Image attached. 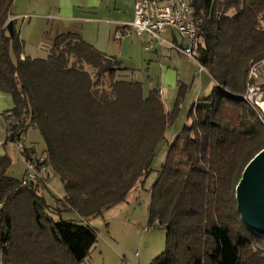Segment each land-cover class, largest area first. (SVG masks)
<instances>
[{
  "label": "trees",
  "instance_id": "obj_1",
  "mask_svg": "<svg viewBox=\"0 0 264 264\" xmlns=\"http://www.w3.org/2000/svg\"><path fill=\"white\" fill-rule=\"evenodd\" d=\"M14 2L0 0V91L15 100V108L3 115L5 145L16 144L30 130L41 132L44 158L31 149L27 156L44 159L59 175L67 195L57 203L67 211L77 206L87 213L126 202L154 172L180 104L166 112L158 89L145 98L132 71L78 34L59 35L46 59L23 58L18 23L10 20ZM190 3L201 41L198 59L218 82L223 69L235 64L227 46L253 53L264 41V0ZM216 44L222 69L214 66ZM263 58L264 53L251 59L244 70V92L250 66ZM243 94L217 86L212 96L195 103L169 146L151 191L150 217L151 226L167 232L168 249L153 264H264V255L255 251L264 238L243 224L236 199L246 166L264 149V126ZM11 166L8 155L0 157V195L6 183H17L0 211L5 264H83L97 244V232L72 221L55 222V210L39 194L43 180L22 188L8 178ZM25 192L30 200L16 207ZM28 220L34 229L25 227ZM198 232L210 243L195 245ZM178 245L189 254L187 262L177 255Z\"/></svg>",
  "mask_w": 264,
  "mask_h": 264
},
{
  "label": "rangeland",
  "instance_id": "obj_2",
  "mask_svg": "<svg viewBox=\"0 0 264 264\" xmlns=\"http://www.w3.org/2000/svg\"><path fill=\"white\" fill-rule=\"evenodd\" d=\"M29 26L27 23L25 24ZM52 24L41 27L31 28L25 31L20 23L21 36L26 42L22 48L21 54H25L32 59H46L49 55L48 51L54 45V31ZM46 29V31H44ZM33 30V31H32ZM48 31V35L45 33ZM51 32V34L49 33ZM131 36V34L124 37ZM123 37V38H124ZM133 38L139 39L135 33H132ZM167 37V36H166ZM122 38V39H123ZM142 38V37H141ZM169 38V37H167ZM167 47V46H165ZM19 52V51H18ZM17 51L14 54L16 57ZM222 51L218 44L214 47V66L222 69L223 66L219 63L218 57ZM227 53L235 64L230 69H223V75L220 76L218 82L211 77L210 70L200 76L182 75V84L187 87L181 92L184 85L180 84L179 89H167L162 84V74L164 73L168 63L166 57L157 56L155 54H144L142 57L135 56L134 58H125L122 68L130 69L133 73V78L143 85L145 98L150 96L153 89H162L166 91L164 103L169 112H172L178 104L182 110L178 113L176 122L167 130L165 141L160 146L153 163L154 172L149 176L143 186L135 188L128 196L126 202L121 203L112 208L98 206L94 209L87 210V213H81L79 207L71 211L65 210L57 200L63 199L67 193L65 186L59 175L55 174L51 169L43 175L44 186L40 188L39 194L43 196L48 205L55 210L51 217L55 222L72 221L80 226H89L97 232L98 241L92 249L91 254L83 264H153V262L166 253L167 247V232L153 227L150 224L151 217V191L158 179V173L166 161L167 151L169 146L175 141L177 136L182 132L185 125L188 123V115L195 105L196 101L209 98L215 91L217 86H223L226 91H231L235 94L244 93L243 90V72L247 65L251 64V59L264 53V41L257 47L253 53H247L243 49H237L227 46ZM126 54V53H125ZM181 66L180 70L183 73H188L189 69L195 70L197 73L199 68L197 65L186 58L176 56ZM151 59V60H150ZM234 77V81L231 80ZM231 83V84H230ZM203 89V90H202ZM201 91H203L201 93ZM182 93V94H181ZM184 94V95H183ZM184 99L182 100V98ZM179 99L182 102L179 103ZM264 126V114L259 115ZM25 146L34 149L38 158H44L46 149L44 138L39 130H30L25 136ZM8 155L12 161L11 169L8 176L21 182L26 173V165L20 157V152L15 144L5 145L4 130L0 127V157ZM43 155V156H42ZM17 183H6L0 195V211L4 209L5 200L12 193L13 188ZM30 200L27 192L15 204L16 207ZM21 208V207H20ZM62 211L61 213L58 211ZM1 219V218H0ZM24 223V222H23ZM28 230L34 229V224L31 221L24 223ZM197 236L200 241H196L198 247L202 243H210V239L198 232ZM179 243V241H178ZM255 251L264 255V245L257 243ZM177 255L181 260L187 262L189 254L185 249L178 245ZM0 264H5L3 252L0 250Z\"/></svg>",
  "mask_w": 264,
  "mask_h": 264
},
{
  "label": "crops",
  "instance_id": "obj_3",
  "mask_svg": "<svg viewBox=\"0 0 264 264\" xmlns=\"http://www.w3.org/2000/svg\"><path fill=\"white\" fill-rule=\"evenodd\" d=\"M157 1L164 6H170L175 2V0ZM189 1L191 2L192 0ZM135 3L136 0H15L12 18L17 21L18 26L20 23L22 24L24 34L27 29V31L31 28L34 30V28L43 25L44 27L47 25L49 27L50 24H52L51 29L54 31L53 37L57 38L59 35L69 33L78 34L106 58L120 62L122 67L127 57L134 58L137 56L139 58L142 57V53L166 57L168 63L166 68L164 67L162 84L167 87L166 91L173 88L179 89V85L183 83L181 81L183 74H190V76L196 77L197 73L193 69H189L188 73H183V70H180L181 66L178 64L179 61L176 56L181 58L183 56L170 47H160L157 44H154L152 50L146 51L145 46L150 42L147 36L138 37L139 39H137L133 38L131 33V36L129 35L121 40L116 39L117 34L125 33L127 25L133 23ZM26 23L29 25L28 27L25 25ZM19 33L22 49L25 47L26 42L23 39L24 35L23 37L21 36L20 26ZM47 33L48 31L45 33L46 36L48 35ZM49 33L51 34V32ZM164 39L179 45L186 44L185 40L170 31L164 34ZM22 57L25 58L27 56L22 54ZM131 75L132 77L134 76L133 73ZM182 85L187 87L186 84ZM159 90L161 91L162 89ZM162 101L163 103L165 102L164 98H162ZM14 108V98L10 94L0 91V127L4 130V139H6V122L3 115ZM165 109L166 112H169L166 106ZM29 149L39 156L34 149ZM8 178L13 179L9 176Z\"/></svg>",
  "mask_w": 264,
  "mask_h": 264
},
{
  "label": "built area",
  "instance_id": "obj_4",
  "mask_svg": "<svg viewBox=\"0 0 264 264\" xmlns=\"http://www.w3.org/2000/svg\"><path fill=\"white\" fill-rule=\"evenodd\" d=\"M126 28L125 33L117 34V40H121L125 35L131 33H135L139 37L147 36L150 42L145 46L146 51L152 50L154 44L160 47H170L197 65L199 71L196 76L208 73L207 68L198 59L201 41L195 9L189 0H175L174 4L170 6H164L157 0H136L134 21ZM168 31L181 37L186 41V44L179 45L165 40L164 34ZM160 93L163 97L165 91L161 90ZM240 98L257 114L263 115L261 106L264 104V58L250 66L246 90ZM24 142L25 137L15 145H17L20 157L26 165V173L20 186L27 188L34 182L43 180V175L47 173L48 168L44 164V159H28L29 148L25 146Z\"/></svg>",
  "mask_w": 264,
  "mask_h": 264
},
{
  "label": "water",
  "instance_id": "obj_5",
  "mask_svg": "<svg viewBox=\"0 0 264 264\" xmlns=\"http://www.w3.org/2000/svg\"><path fill=\"white\" fill-rule=\"evenodd\" d=\"M261 111L264 114V104ZM236 199L243 224L264 238V149L246 166L236 188Z\"/></svg>",
  "mask_w": 264,
  "mask_h": 264
}]
</instances>
